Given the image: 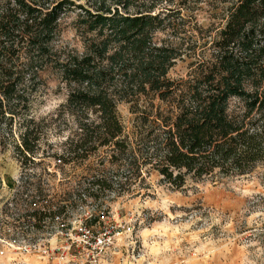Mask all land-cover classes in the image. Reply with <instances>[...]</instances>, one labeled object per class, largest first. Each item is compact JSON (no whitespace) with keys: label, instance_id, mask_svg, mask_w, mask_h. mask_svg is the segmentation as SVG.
I'll list each match as a JSON object with an SVG mask.
<instances>
[{"label":"trees","instance_id":"obj_1","mask_svg":"<svg viewBox=\"0 0 264 264\" xmlns=\"http://www.w3.org/2000/svg\"><path fill=\"white\" fill-rule=\"evenodd\" d=\"M144 1L0 0V151L14 143L23 168L39 157L45 118L26 117L25 93L35 89L39 72L51 68L67 88L55 116L64 114L75 125L57 158L64 165L111 146L112 165L129 162L139 176L141 166L150 164L166 183L181 187L186 176L242 174L264 159V0H218L220 10L212 17L219 25L202 43L210 52L180 79L168 76L180 46L154 35L173 29L175 16L154 12L157 0ZM66 12H76L79 52L53 45ZM149 93L164 107L138 108L140 130L126 139L117 103L134 100L138 107ZM146 125L149 130L141 132ZM79 177L88 180L83 195L94 196V187L112 189L103 174ZM40 183L28 180L26 187L36 193L14 194L2 208L14 204L20 229L38 230L45 219L62 217L63 204L41 194Z\"/></svg>","mask_w":264,"mask_h":264},{"label":"rangeland","instance_id":"obj_2","mask_svg":"<svg viewBox=\"0 0 264 264\" xmlns=\"http://www.w3.org/2000/svg\"><path fill=\"white\" fill-rule=\"evenodd\" d=\"M179 2L157 0L154 9L175 16L174 32L154 34L157 40L180 46L181 55L168 72L173 79L185 78L210 52L202 43L208 30L219 25V19L212 17L220 10L218 0ZM75 14L66 12L59 18L53 45L61 51L82 50L73 24ZM34 86L25 93L29 100L26 117L45 118L39 157L23 168L14 143L0 151V250L4 252L0 264H264V159L242 174L186 176L181 187L166 183L150 164L141 166L139 176L129 162L121 160V168L112 165L111 146L64 165L57 158L75 125L64 120V114L59 118L55 114L67 88L51 68L39 72ZM143 106L152 111L164 107L153 93L141 96L138 107L134 100L117 103L126 139L140 130L136 122L138 108ZM19 123L13 126L16 141ZM140 127L141 132L149 130L147 125ZM86 172L103 174L112 189L94 187V196L83 195L88 180L79 175ZM31 179L41 181V194L48 200L64 206L61 218L45 219L38 230L30 225L20 229L11 213L14 204L2 209L14 194L36 193L26 187Z\"/></svg>","mask_w":264,"mask_h":264},{"label":"built area","instance_id":"obj_3","mask_svg":"<svg viewBox=\"0 0 264 264\" xmlns=\"http://www.w3.org/2000/svg\"><path fill=\"white\" fill-rule=\"evenodd\" d=\"M33 205H34V203H33ZM57 218V217H56ZM59 218V217H58ZM59 225H60V227H64V221H62V220H59ZM3 251L2 250H0V255H3Z\"/></svg>","mask_w":264,"mask_h":264}]
</instances>
